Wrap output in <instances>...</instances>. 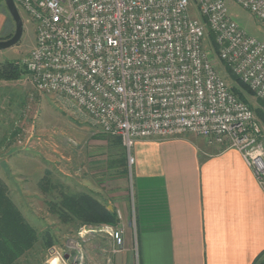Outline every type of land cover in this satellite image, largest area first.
<instances>
[{"label":"built area","instance_id":"2783aa9c","mask_svg":"<svg viewBox=\"0 0 264 264\" xmlns=\"http://www.w3.org/2000/svg\"><path fill=\"white\" fill-rule=\"evenodd\" d=\"M235 1L264 23V0ZM15 2L36 27L23 60L34 87L118 136L131 174L138 139L193 133L220 150L238 149L264 188L262 125L215 61L264 100V41L229 14L226 0ZM209 29L218 52L205 46ZM103 230L122 243V229Z\"/></svg>","mask_w":264,"mask_h":264},{"label":"crops","instance_id":"0c3cea01","mask_svg":"<svg viewBox=\"0 0 264 264\" xmlns=\"http://www.w3.org/2000/svg\"><path fill=\"white\" fill-rule=\"evenodd\" d=\"M83 120L92 124L86 117ZM95 130L85 144L66 136V167L82 188L93 190L96 199L116 213L118 222L105 226L122 229L123 241L119 244L108 230L92 233L97 225L81 226L77 253L82 262L252 264L264 250V188L238 149L220 150L193 133L140 138L133 147L130 183L127 176L110 174L123 172L128 162L121 142V153L112 151L113 159L104 169L100 154L107 140ZM38 140L32 135L27 149L33 150L16 155L21 160V181H31L24 177L29 165L41 162L50 173L45 169L47 160L33 151L39 147L54 156L56 147L52 144L51 150L47 140Z\"/></svg>","mask_w":264,"mask_h":264},{"label":"rangeland","instance_id":"374dc122","mask_svg":"<svg viewBox=\"0 0 264 264\" xmlns=\"http://www.w3.org/2000/svg\"><path fill=\"white\" fill-rule=\"evenodd\" d=\"M226 2L229 14L242 28L264 41V23L237 1L226 0ZM18 8L24 21L23 35L17 44L0 50V61L15 60L23 63L35 45V24L21 7L18 6ZM15 28V21L5 1L0 0V39L6 36L9 31L14 34ZM208 45V42L205 41V46L208 47ZM215 61L229 86L235 84L223 63L219 59ZM248 96L252 104L258 106L257 96ZM74 110L75 108L66 98L39 92L32 84L29 72L24 73L19 79L0 80V179L7 185V192L12 201L30 223L36 227L40 236L35 250L22 258L19 264H48L49 261L56 259L59 260V264H72L74 261H81L77 253L78 233L81 226L86 224L80 222L78 218L65 222L56 213H53L48 205L50 201H61L62 193L85 192L95 197L93 190L82 188L75 173L71 174L67 170L64 150L66 149L65 146L68 148L69 146L66 144L68 142L66 136L76 139L80 144H85L91 131L97 129L95 130L97 136L107 140V144L102 148L100 154L104 160V169L108 168L107 160L113 159L112 151L117 149L119 154L121 153L122 143L120 145L119 141L121 142V140L118 136L103 132L101 128L91 123H81L85 117L74 112ZM256 118L262 125L264 134V123L257 115ZM64 131L66 135L62 133ZM32 135L36 139L38 137V141L47 140L46 143L49 144L51 150L53 149L52 144L56 150L52 153L54 156L47 155L45 151H39V147L33 151L40 158L47 160L45 169L50 170V173L43 170L44 166L41 162L40 164L29 165L28 171L25 173L28 175L24 177L30 178L31 181L26 182L21 181V160H17L16 155L33 150H28L31 146ZM79 147L80 145L76 149ZM124 151L126 153L125 148ZM123 166L124 171L119 172L120 174L117 172L110 174L127 176L128 182L131 183V166L128 162L124 163ZM46 172L48 173V181L43 182L42 178L46 177ZM105 176L106 174H104ZM128 185L130 191L132 187L130 184ZM104 192L107 195V191ZM121 216L124 217L123 212H121ZM134 219V215L131 213L130 221H134ZM105 224L109 223L92 224V226H98V228L97 226L93 228L92 233L101 234ZM47 235L54 242V246L49 249L44 245ZM66 254L71 255L69 259L66 258Z\"/></svg>","mask_w":264,"mask_h":264},{"label":"trees","instance_id":"16d2710c","mask_svg":"<svg viewBox=\"0 0 264 264\" xmlns=\"http://www.w3.org/2000/svg\"><path fill=\"white\" fill-rule=\"evenodd\" d=\"M207 21L206 16H203ZM13 35L7 32V39ZM216 52L219 51L215 34L209 29L206 40ZM230 77L235 81L231 86L232 91L245 101L256 115L264 123V100L258 98V106L252 104L248 95H255L252 89L245 84L232 69L221 61ZM28 72L24 63L15 60L0 61V80L19 79L24 73ZM43 177V182L48 181V176ZM7 185L0 179V264H19L22 258L28 256L35 250L39 241V232L34 225L30 223L27 217L21 212L18 206L12 201L7 192ZM44 190H47L44 188ZM61 201H50L48 203L51 211L56 213L63 221H72L78 218L83 224L118 222L114 211L108 209L104 204L98 201L89 193H62ZM48 249L54 246L53 239L47 235L44 242ZM252 264H264V250L256 257Z\"/></svg>","mask_w":264,"mask_h":264},{"label":"water","instance_id":"95a60500","mask_svg":"<svg viewBox=\"0 0 264 264\" xmlns=\"http://www.w3.org/2000/svg\"><path fill=\"white\" fill-rule=\"evenodd\" d=\"M6 3V6L11 14V16L13 17L14 21H15V32L14 34L7 38V39H0V50L6 49L8 47H11L15 44H17L24 32V21H23V17L21 15V12L15 2V0H4Z\"/></svg>","mask_w":264,"mask_h":264},{"label":"clouds","instance_id":"9594fccd","mask_svg":"<svg viewBox=\"0 0 264 264\" xmlns=\"http://www.w3.org/2000/svg\"><path fill=\"white\" fill-rule=\"evenodd\" d=\"M48 264H59V260L56 259V260H51L48 262Z\"/></svg>","mask_w":264,"mask_h":264}]
</instances>
